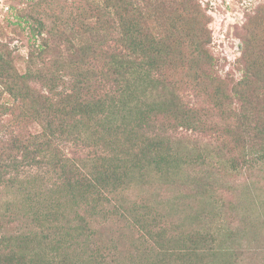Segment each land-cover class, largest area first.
<instances>
[{
    "label": "trees",
    "instance_id": "trees-1",
    "mask_svg": "<svg viewBox=\"0 0 264 264\" xmlns=\"http://www.w3.org/2000/svg\"><path fill=\"white\" fill-rule=\"evenodd\" d=\"M73 1L67 22L48 28L35 14L15 15L33 42L25 72L0 43V100L7 96L17 118L42 129L0 141V188L18 182L22 169L46 167L59 194L78 208L75 223L58 225L57 203L22 187L29 197L22 208L7 203L0 213V264H126L102 230L110 217L139 236L128 264H227L230 253L205 230L169 234L171 211L162 215L122 195L149 175L177 176L197 159L175 136L180 129L218 130L216 155L233 171L264 163V1L242 26L238 79L216 70L211 20L199 0ZM187 93L210 109L190 105ZM88 140L94 150L82 159L60 147ZM194 185L203 202L208 183L198 178Z\"/></svg>",
    "mask_w": 264,
    "mask_h": 264
},
{
    "label": "rangeland",
    "instance_id": "rangeland-1",
    "mask_svg": "<svg viewBox=\"0 0 264 264\" xmlns=\"http://www.w3.org/2000/svg\"><path fill=\"white\" fill-rule=\"evenodd\" d=\"M51 1L0 0V43L12 54L20 73L27 70V57L33 42L27 31L16 25L15 15L35 14L46 24V28L51 26V22H58L57 25L59 22H67L74 10L71 8L74 1ZM199 1L211 20L209 48L217 59L216 70L221 78L229 76L238 79L240 74L236 61L240 56L242 26L247 17L253 14L256 5L264 0ZM58 29L63 31L66 27L59 26ZM71 41L73 44L78 42L74 38ZM59 43L61 48L65 47L64 41ZM49 58V55L45 56L46 60ZM42 93H45L44 89ZM185 100L202 110L201 112L210 109L203 98L187 93ZM2 105L10 109L9 113L3 112ZM14 107L7 96L0 100V141L21 134H40L41 126L17 118ZM175 136L181 137L184 144L192 148L194 154L199 155L197 159L187 162L181 172L172 178L158 179L149 175L144 183L131 185L122 195L123 200L139 207L145 204L159 207L162 215L171 211L168 219L171 221L167 222L169 234L179 233L181 230H205V233L214 239L215 247L220 250L227 249L230 253L225 256L227 264H264V163L259 162L249 171H233L223 158L219 159L216 155L220 143L218 130L202 134L180 129ZM91 142L81 144L77 148L71 142H66L60 147L67 156L76 154L75 157L82 159L93 152ZM47 172L50 171L43 166L22 169L18 182L0 188V213L4 212L7 203L22 208L24 199L29 198L23 194L22 187L27 190L35 188L33 193H43L42 199H52L57 203L53 214L58 218V225L66 220L74 224L71 220L74 219V211L78 208L59 194L54 185L55 176L52 177ZM198 178L201 181L205 178L208 183V193L203 202L195 195L194 184ZM210 201L212 207L206 206L207 203L211 204ZM173 202L177 204L172 211L170 205ZM102 223L104 234L112 239L111 244L114 242V247L117 248L119 260L128 264V257L134 256L139 246V236L125 227L117 217L107 218ZM9 229L15 232L17 225L9 223L7 230ZM252 248H260L262 252H253Z\"/></svg>",
    "mask_w": 264,
    "mask_h": 264
}]
</instances>
